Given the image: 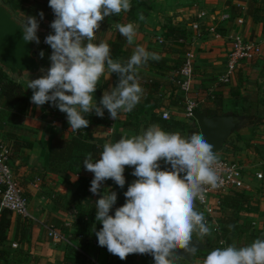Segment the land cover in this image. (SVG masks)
Instances as JSON below:
<instances>
[{"label": "crops", "instance_id": "crops-1", "mask_svg": "<svg viewBox=\"0 0 264 264\" xmlns=\"http://www.w3.org/2000/svg\"><path fill=\"white\" fill-rule=\"evenodd\" d=\"M251 1L130 0L131 8L128 12L105 17L93 42H106L114 60L126 61L137 45L156 53L160 58L150 59L140 67L138 82L143 95L131 112H121L115 121L106 109L102 118L94 112L86 114L89 126L73 132L69 128L66 113L53 107L51 102L38 108L31 103L32 90L26 89V80L45 75L51 64L49 57L52 49L43 43L47 35L54 34L50 28L51 8L48 0H0V7L22 31L26 16H35L39 22L37 36L40 42H31L35 67L30 70L14 69L0 61V69L6 80L19 86L13 98L1 96L0 141L11 146L13 170L24 194L30 200V217L27 220L31 235L28 240L15 241L18 224L24 220L22 218L12 216L8 231L12 248L21 252V261L17 264L64 263L70 247L77 249L76 243L79 241L69 240L75 233L87 237L88 245L81 264H154L147 254H129L121 260L109 253L106 247L98 245L95 231H99L102 225L95 220V201L100 196L90 191L94 174L80 167L82 156L86 157L88 151L80 152L79 157L74 159L52 163V148L58 138H83L97 148L95 158H98L105 143L116 142L122 136L130 138L138 135L153 124L159 125L166 132H179L182 137L200 133L194 118L189 119L185 115V94L176 84L187 48L196 54L191 95L200 101L198 111L207 116L247 114L258 120L255 126L239 129L242 138L234 142L235 146L218 153L243 164L248 169L251 185L249 191L241 192L249 200L246 208L240 213L227 209L228 215H237L240 233L227 236L224 245L221 246L220 242L218 245L226 247L236 244L242 247L257 238L264 239V231L262 236L256 233L248 236L264 219V179L257 180L254 175L255 169L264 173V0L259 2L258 20L249 15ZM41 12L43 19L39 15ZM139 14L144 15L143 21L139 20ZM201 14L205 16L201 17ZM225 16L229 18L224 19ZM129 22L136 25L132 45L114 27L116 23ZM194 23H200L201 34L194 30ZM236 34L259 44L261 53L252 60L242 61L231 81L220 84L219 79L225 71L231 50V38ZM182 38L190 45L180 43ZM162 39L163 43L160 42ZM41 51L44 53L43 58L40 56ZM117 83V74L106 71L94 93V101L96 99L99 103L104 91L110 90ZM164 113L169 114L168 120L163 119ZM178 122L184 124L187 130L179 129L176 126ZM249 133L253 137L245 139ZM169 167L161 161V170ZM133 170L125 167L126 183L123 188L111 179L104 182L101 195L106 188L117 193V201L110 215H114L115 209L125 203L124 192L136 179L131 174ZM237 192L240 191L230 189L210 198V204L215 210L214 221H218L221 226L222 216L216 211L220 207V196H232ZM196 210L205 216L203 208L197 203ZM50 229L62 238L54 240L49 235ZM248 230H251L250 233H247ZM193 239L198 240L195 233ZM208 239L211 240L210 237ZM202 243L206 251V243ZM208 252L209 249L204 255L198 256V253L192 262L178 258L176 264H202ZM0 264L6 263L0 261Z\"/></svg>", "mask_w": 264, "mask_h": 264}, {"label": "clouds", "instance_id": "clouds-1", "mask_svg": "<svg viewBox=\"0 0 264 264\" xmlns=\"http://www.w3.org/2000/svg\"><path fill=\"white\" fill-rule=\"evenodd\" d=\"M48 3L55 16L50 24L54 34L45 38L52 49L51 64L45 75L26 80V89L32 90L31 103L39 108L51 102L66 113L73 132L89 126L86 114L94 112L102 118L106 109L115 121L121 112H131L143 95L138 82L140 67L160 57L137 45L126 61L114 60L106 42H93L104 18L128 12L130 0ZM39 15L43 19V13ZM144 19L139 14V20ZM114 27L129 45L134 43V23H116ZM38 28L36 17L26 16L22 39L39 44ZM40 56L43 58V51ZM106 71L117 74L118 83L104 91L97 103L94 93ZM161 161L170 167L161 170ZM217 163L213 145L202 134L182 137L156 124L130 138L122 136L116 142L105 143L98 158L87 153L83 167L94 174L90 191L100 196L95 201V220L102 225L95 231L98 245L121 260L129 254H149L154 264H176L182 257L176 254L177 249L193 256L198 251L191 245L193 234L203 242L212 232L204 214L196 210V201L204 200V186H218ZM126 166L134 169L131 174L136 179L124 192L125 203L110 215L117 193L106 188L101 195L100 190L109 179L123 188ZM202 264H264V239L257 238L242 247L231 244L215 248Z\"/></svg>", "mask_w": 264, "mask_h": 264}, {"label": "built area", "instance_id": "built-area-1", "mask_svg": "<svg viewBox=\"0 0 264 264\" xmlns=\"http://www.w3.org/2000/svg\"><path fill=\"white\" fill-rule=\"evenodd\" d=\"M50 21L55 19L52 9L49 12ZM205 16L201 14V17ZM229 16H225L224 19H228ZM194 30L201 34L202 27L200 23L193 24ZM214 31V29H212ZM231 50L228 54L226 61V68L223 75L219 79L220 84H227L231 81L232 76L237 72L239 64L244 60H252L261 53V47L254 41L247 40L240 34H236L232 38ZM163 43V39L160 40ZM180 43L186 44L187 40L183 38L179 40ZM45 43V39L43 41ZM187 45H190L187 43ZM196 54L191 49L187 48L184 52L183 65L180 68L177 79V86L185 94V115L189 119L194 118V113L199 110L200 101L197 97L191 95V85L194 75ZM1 94V86H0ZM2 110V103L0 98V114ZM163 119L168 120L169 114L164 113ZM12 155L13 151L10 145L0 141V210H8L12 213V216H16L22 219H28L30 217L29 205L30 200L24 194L21 188L16 174L12 167ZM218 157V163L214 166L219 177L218 186L213 188L211 186H204V200L201 202L197 200L205 213V218L208 226L212 227L215 234L221 232L220 223L215 222V210L210 204V198L214 195H220L225 191L234 189L240 192L249 191L251 185L249 183L250 178L248 169L238 161L229 159L226 156L216 155ZM254 175L257 180L264 179V173L255 169ZM70 226V224H67ZM49 235L54 240H60L62 237L58 235L54 230L50 229ZM220 245H224V241H220Z\"/></svg>", "mask_w": 264, "mask_h": 264}, {"label": "trees", "instance_id": "trees-1", "mask_svg": "<svg viewBox=\"0 0 264 264\" xmlns=\"http://www.w3.org/2000/svg\"><path fill=\"white\" fill-rule=\"evenodd\" d=\"M261 0H252L249 7V15L252 16L255 20H258L257 14L260 10V4ZM0 86H1V96H7L9 99L13 98L14 93H16L19 89V86L16 84L7 81L6 76L0 69ZM247 113V112H246ZM236 115V114H234ZM242 119V124L240 128L243 127H249V126H255L254 124L258 122V120L251 115H244L240 116ZM256 120V121H255ZM261 121V120H259ZM179 129L187 130V127L182 123H177L176 125ZM83 138H71V139H64V138H58V140L54 143L52 148V155H51V162L55 163L57 161H66L70 159H74L75 157H79V153L82 151H88V153L93 154V158L96 157L97 148L82 140ZM115 142V141H114ZM227 143L224 145L223 150L226 149ZM85 159V155L82 156L81 166L83 167V160ZM248 198L241 192L234 193L232 196H220V207L216 210L221 214L220 222L222 223L221 226V232L215 234L217 236V239L215 240V245L211 242L210 239H208L206 243L207 250L210 251L220 247L218 244L220 241H225L227 236H233L240 233L239 227H238V217L236 214L233 216H230L227 214V209H230V211H233L234 213H240L242 210L246 208V205H248ZM78 222H76L77 224ZM12 224V213L8 210H0V261L6 264H17L21 261L20 255L21 252L18 250H15L12 248L11 242L8 240V231ZM229 225H233L234 228L231 230L229 229ZM31 235V229L30 224L27 219H24L22 222H19L18 229L16 233V239L15 241H23L28 240V237ZM20 238V239H19ZM23 239V240H22ZM78 240L79 242L76 243L77 249L70 247L68 252V258L67 261H65L62 264H81L84 261V252H86L87 249V237L85 234L75 233L73 237H70V241ZM218 245V246H217ZM207 250H203V252H199V255H204ZM150 259H153V257L149 254H147Z\"/></svg>", "mask_w": 264, "mask_h": 264}, {"label": "water", "instance_id": "water-1", "mask_svg": "<svg viewBox=\"0 0 264 264\" xmlns=\"http://www.w3.org/2000/svg\"><path fill=\"white\" fill-rule=\"evenodd\" d=\"M15 48L19 54H25V58L19 64L12 63L15 61ZM0 61L9 64L16 69H33L35 61L32 58V44L22 39V30L17 26L6 11L0 7ZM16 66V67H15ZM200 134L206 141L213 145L215 154L219 153L229 138L239 131L242 119L237 115H216L207 116L202 112L194 113ZM191 245L197 248V252L191 256L185 253L183 249H177L176 254L182 256L181 259L192 262L194 257L204 249V244L196 239L191 241Z\"/></svg>", "mask_w": 264, "mask_h": 264}, {"label": "rangeland", "instance_id": "rangeland-1", "mask_svg": "<svg viewBox=\"0 0 264 264\" xmlns=\"http://www.w3.org/2000/svg\"><path fill=\"white\" fill-rule=\"evenodd\" d=\"M7 14V13H6ZM10 19H11V17H10ZM12 20V19H11ZM12 22H14L13 20H12ZM15 23V22H14ZM16 24V23H15ZM17 25V24H16ZM18 26V25H17ZM15 53H14V56H15V61L14 62H12L13 64L14 63H16V64H19V63H21L22 61H23V59L25 58V54H19L18 53V50H17V48H15ZM16 67V66H15ZM17 68V67H16ZM256 121V120H255ZM245 136V135H244ZM248 136H250L251 138L253 137V135H252V133H249L248 135H246L245 136V139H248ZM239 138H242L240 135H239V133H238V131L237 132H235L230 138H229V140H228V143H227V147H226V149H228L229 147H232V146H235L234 145V142L237 140V141H240V139ZM220 153V152H219ZM218 154V153H217ZM216 154V155H217ZM30 206V205H29ZM211 229H212V227L211 226H209ZM252 230V229H251ZM251 230H248L247 231V233H250V231ZM263 231H264V219L263 220H261L260 221V224L259 225H257V227L256 228H254L251 232V234H249L248 236L250 237V236H253V234H261V236H262V233H263ZM212 238V241L211 242H214V244H215V241L214 240H216L217 239V236L215 235V233L213 232V230H212V232H211V235H209V236H206L205 238H204V240H203V242L204 243H207V238ZM214 239V240H213ZM213 244V245H214ZM245 245H247V244H245ZM218 246V245H217ZM240 247V246H239Z\"/></svg>", "mask_w": 264, "mask_h": 264}]
</instances>
